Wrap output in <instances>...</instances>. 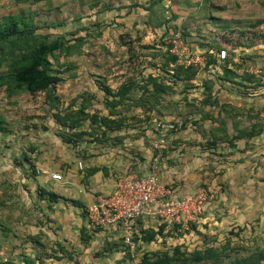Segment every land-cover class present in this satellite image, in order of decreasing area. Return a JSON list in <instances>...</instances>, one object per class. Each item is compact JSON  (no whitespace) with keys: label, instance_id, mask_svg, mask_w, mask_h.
I'll list each match as a JSON object with an SVG mask.
<instances>
[{"label":"rangeland","instance_id":"374dc122","mask_svg":"<svg viewBox=\"0 0 264 264\" xmlns=\"http://www.w3.org/2000/svg\"><path fill=\"white\" fill-rule=\"evenodd\" d=\"M71 3V0H0V18L7 14L30 16L39 32L49 33L52 38L59 37L67 45L64 49L55 50L50 57L52 68L60 78L55 89L57 100H49L43 92L35 95L21 92L7 97L3 90L0 91V115L5 118V129L0 131V264L49 263L45 257L51 254L48 250L51 238L44 232L48 221V217H44L48 200L39 199L35 190L43 189L45 194L50 191L38 185L35 187L36 182L29 176L32 171L36 173V159L40 152L47 159L55 161L77 146L76 143L73 145L65 142L64 136L58 132L60 127L55 123L53 113L58 111L63 114L86 104V111L90 113L108 114L111 110L103 103L106 97L104 87L115 91L121 83L134 79L140 85L147 84L148 89H152L149 76L164 75L165 80L168 78L163 61L169 54H175L174 51L182 54L180 62L192 57L198 58V66L202 67V57L215 53L219 47L227 49L228 59L231 58L232 64L240 66V73L247 68L249 73L259 79L258 84L252 86L253 89L249 88L252 92L248 91L253 97L249 102L252 106L247 111L250 118L247 123L242 120L241 124L249 126L261 122L263 132L259 138L254 135V147L248 151L247 156L238 158L239 152L233 154L236 159H242L240 165H249L251 185H237V190L231 188L235 196L241 195L246 200L241 206H236L237 210L243 208L245 214L247 211L250 214L235 218L233 222L227 223L226 219L221 225L213 224L216 219L220 220V208L213 203L217 192L222 195L225 189L230 191V188L229 184L220 181L218 176L222 173H219V167L211 163L210 159L202 164V169L197 167L196 171L186 175L192 179L190 182L197 181L196 186L204 188L211 195V201L203 214L196 221L190 222L187 228L179 227L178 230L166 228L157 218L138 219L132 228L133 233L150 229H160V233L147 244L133 241L135 248L132 252L128 251L129 258L131 253L138 261L143 253L163 251L174 245L191 250L202 246L204 240L212 241L215 245H225L229 239L228 247H234L237 256L248 255L258 248L264 249V0H136L129 6L123 5L122 0H106L101 5L97 3V6L100 5L98 8L87 7L89 4L75 7ZM135 5L138 9L132 8ZM158 22L161 24L158 25ZM176 34H183L185 38L182 35L181 41L173 47ZM218 66L222 67L223 63ZM202 68L187 89L182 82L172 84L176 92L172 95L163 94L161 106L150 112L142 111L131 102L127 106L126 101L117 105L114 115L123 119L124 125L117 132L109 133L111 138L107 143L116 142L117 145L113 146L115 151L117 147L122 149L123 138L124 143H129L132 138L144 132L151 130L154 133L151 125L158 118L174 122L175 129L169 132L168 138L173 135L180 144L193 140L192 136L186 134L188 130L196 129L193 121H198L203 129H209L213 122L208 121L210 125H204L205 121L198 120L202 112L195 110L196 107H205L201 103L202 97L206 96L203 83L211 77L208 69L204 66ZM213 81L215 85L210 98H218L215 109L220 104L230 108L233 105L228 103L230 99H236L235 94L244 92L243 87L238 88L235 84L230 89L225 86L217 90L218 83ZM140 93L139 89L129 92L135 98ZM158 108L160 112H156ZM244 109L247 110L246 107ZM222 117L226 118L225 133H228L231 124L227 121L229 114L224 113ZM80 128L89 129V122L84 120ZM84 137V141H98L95 136ZM168 138L164 147L168 145ZM203 141L208 148L212 147L211 141ZM178 148L183 149L180 146ZM152 152L153 148L150 160ZM24 155L31 157L32 166L22 164ZM159 162L161 165V158ZM135 167L127 168L138 172ZM115 173L116 177L123 173V169ZM208 179L214 180V187ZM173 183L177 185L179 181ZM168 185L173 187L171 183ZM22 188L27 191L26 194ZM207 212L211 220L207 222L206 232L202 233L196 222ZM111 232L115 237L111 242L122 240L118 230Z\"/></svg>","mask_w":264,"mask_h":264},{"label":"crops","instance_id":"0c3cea01","mask_svg":"<svg viewBox=\"0 0 264 264\" xmlns=\"http://www.w3.org/2000/svg\"><path fill=\"white\" fill-rule=\"evenodd\" d=\"M103 1L106 0H91L90 2L88 0H71V4L72 6L75 5V7L77 5L80 7L81 4L83 6L89 4L86 6L92 8L90 5L95 3L94 7L98 8ZM132 2H136V0H122V4L125 6H128ZM97 3H100V5L97 6ZM132 8L138 9L136 5ZM123 14L122 12V17ZM217 67L218 69H208L210 73L211 71L214 72V74L211 73L210 78L218 83L217 90L219 88H225V86L230 89L234 84L216 80L217 75L221 73L220 67ZM229 67L234 69L236 73H239L240 66L229 64ZM202 69L203 68L199 66L197 73H199L200 70L202 71ZM244 71L249 72L247 68ZM213 85H215L214 82ZM235 85L238 88H242L240 84ZM247 89L249 91V88ZM251 96L252 93L249 92L237 93L235 94L236 99H230L228 103L248 109L252 106V104L249 103L250 100L253 99ZM204 106L201 115L202 118L200 117L199 121H205L204 125H210V123L207 122L212 121L211 117L215 118L217 116L219 106L217 109H215V106H210L209 104ZM205 112H207V115H204ZM249 117L243 115L237 116L238 127H243L244 124H241L242 120L247 123ZM203 118L204 120H202ZM227 121L231 123L227 129V134L230 135V132L234 134L236 129L232 126V119L229 117ZM214 123L215 122H213V124ZM151 128H153L152 125ZM114 132H117V130ZM186 134L192 136L193 140L190 142L185 141L180 144L178 139H175L173 135L171 136L172 138L169 137L170 139L174 138L172 140L173 142L169 141L170 139L168 138V145L164 147L165 150L162 152L161 156V181L165 184L171 183L176 195L191 193L197 187L196 185L198 182H190L189 180L192 179L186 175H190L192 171H196L197 167L202 169V164L211 159L210 162L216 164V166L219 167V173H222L218 176L220 181L225 182L226 185L229 184L231 191L225 189L222 195L220 192H217L216 200H214L213 203H216L220 208V213L218 215L220 220L216 219L213 224L221 225L226 219L227 223H229L230 221H235V218H241L246 214L249 215L250 211H247L245 214L246 211H242L243 208H241L242 210H237L236 206L238 204H240L238 206H241V203H244L246 200H244L241 195L237 194V196H235V191L231 188L235 187L237 190L238 186L244 185L247 187L251 185L252 181H250L249 165L247 163L240 165L239 162H242V159H236L233 154L239 152L238 158L247 156L248 151L254 147V141L256 140L255 136L251 138L243 136L232 140V142L217 140L215 144H211L214 148H208L203 141V139L208 141L212 139L207 129L202 130V132L198 129L192 131L188 130ZM260 135L261 133L257 134V138L261 137ZM123 139L122 149L117 147L116 151L113 147L115 144L117 145L116 142L110 144L107 143V141L89 142L83 140L77 142V146L70 152L63 154L61 159H58L59 161H51L47 159L44 153L42 155L41 152L38 154L36 167L46 172L36 175V178L33 180L36 182L35 187H37V185L44 187L46 190L59 196L57 200L53 202L48 201L44 211V217H48L44 232L51 238L49 243L51 246H49L48 249L51 251V254L45 257L46 262L49 263L45 264H137V258L134 257L133 254L130 253L131 257L129 258L130 251L125 248L121 239H115L116 241L111 242L115 238L111 231L90 229L87 225V218L85 216L86 207L92 203L94 197L110 190L117 170L123 169L124 172L127 167L132 166L134 168V166H136L135 169L137 168V171L142 173L147 169L152 148L151 144L154 139L152 131L144 132L142 135L132 138L129 143H124ZM245 143L251 145L247 146ZM125 144L127 145L125 146ZM178 145L183 149L178 148ZM128 146H135L136 149H129ZM212 154L214 156H212ZM79 163L81 166H79ZM244 168H246L245 172H243ZM91 169L96 170L90 173ZM51 172L60 173L61 179H52L50 176ZM175 180L179 181L177 185L173 183ZM23 182H25V180H23ZM208 182L214 187V180L211 179L209 181L208 179ZM22 190L25 194L27 193L24 188H22ZM240 191L244 196L245 194H243L242 190ZM238 198L242 201H239ZM37 200L40 201L39 199ZM222 206L226 209H223ZM146 218L148 217H143V219ZM208 220L211 219L210 214L207 212L196 222L199 226L202 225L200 228L199 226L197 227L200 232H206L207 222H210ZM238 223L239 222H236V224ZM47 225L49 227H47ZM39 228L42 230L41 226H39Z\"/></svg>","mask_w":264,"mask_h":264},{"label":"trees","instance_id":"16d2710c","mask_svg":"<svg viewBox=\"0 0 264 264\" xmlns=\"http://www.w3.org/2000/svg\"><path fill=\"white\" fill-rule=\"evenodd\" d=\"M35 1L40 0H32V2ZM153 2L154 1H152V3ZM90 6H92V4ZM146 9H151V7ZM201 9H203V4ZM160 24L161 22H158V25ZM66 47L67 45L61 38H52L49 33L39 32L38 26L34 24L30 16H19L15 14L2 16L0 18V91L3 90L7 97H11L21 92H28L30 95L43 92L49 100H57V98H55V89L60 78L52 68L50 57L55 50L64 49ZM220 49H225L227 53L226 48L219 47L215 53L204 55L202 60L204 68H212L211 70L218 69V64L223 63V66L220 67L222 69H220L221 73L217 75L216 80L232 84H240L242 85L244 92H248L247 88L254 87L258 84L259 79H257L252 73L244 70L241 73H236L234 69L229 67V64H232V60L231 58L229 60L227 55V58L225 57L220 60L218 57V51ZM178 59L179 57L177 54H169L167 58L164 59L163 67L166 69L165 74L168 76V78H166L167 80H165L164 75H162V77L149 76L148 81L151 84L152 89H148L147 84L140 85V83L134 79L132 81L121 83L115 91L108 87H104L103 93L106 97L103 103L111 110L108 114L98 115L96 113H90L86 111V104H81L76 110L68 111L63 114L56 111L53 115L55 123L60 127L58 132L64 136L63 138L66 143L73 145L74 143L77 144V142L84 140L85 135L95 136V140H98L97 142L110 140L111 137L109 133L123 128L124 125L123 119L114 115V108L117 105L121 103L123 104L124 101H126V106L133 103L141 108L142 111L150 112L156 107L161 106V99L164 95H172L176 92V89L172 84L182 82L186 85V89L187 87H190V83L199 70L198 63L187 64L185 62H179ZM211 73L214 74L212 71ZM213 82L212 78H210L203 83L206 89V96L202 97L201 103L204 105L209 104L210 106H214L218 104L217 99L210 98L212 97ZM133 89H139L141 91L138 98L129 94ZM249 91L251 92L250 89ZM196 108V111L203 113L202 107ZM247 111H249V108L245 110L236 105H231L230 108H228L225 104H220L217 116L215 118L211 117V122H215V125L211 124L209 129H207L212 137V139H210V144H215L217 140L232 142V140L243 136L251 138L254 135L263 132L261 122L251 123V125L243 126L241 128L238 127L237 116L243 115L249 117L250 114ZM156 112H160V108L156 109ZM224 113L229 114V117L232 119V126L236 129L232 136L225 133L226 118L222 117V114ZM204 115H207V112H205ZM84 120L89 122V129L80 128ZM169 121L174 123L171 120ZM193 122L194 125H196V129L200 132L204 130L198 121ZM4 124L5 118L0 115V131H4ZM155 133L156 132L154 131V136ZM153 151L154 152L151 154L152 156L156 154L157 149L153 148ZM30 158L31 157L28 155H24L23 160H21L22 164L24 163V165L29 164L32 166V160ZM35 169L36 173H41L39 171L37 172L38 167L35 166ZM95 170L96 169H91L90 173ZM36 173L35 171H32L29 176L31 180L36 178ZM35 191H37L40 196L39 199H47L50 202L57 200L59 197L53 192H49L47 195L43 189L36 188ZM175 229L178 230V227H175ZM159 233L160 229H150L145 232L133 233L132 238L136 243L147 244L150 243L155 236L159 235ZM228 240L225 245H215L212 241L204 240L205 242L202 246L195 247L191 250L182 248L181 245H174L163 251L143 253L137 264H261L262 261H264V249L258 248L250 252L248 255L237 256L234 254L235 248L228 247L230 243ZM227 249L229 251H227Z\"/></svg>","mask_w":264,"mask_h":264},{"label":"built area","instance_id":"2783aa9c","mask_svg":"<svg viewBox=\"0 0 264 264\" xmlns=\"http://www.w3.org/2000/svg\"><path fill=\"white\" fill-rule=\"evenodd\" d=\"M176 37L173 47L181 41L179 34H176ZM174 53L178 55L180 62L183 55L176 51ZM226 55L225 49L218 51L220 60ZM197 60L198 58L192 57L185 60V63L196 64L199 63ZM174 128V123L169 120H154L153 130L156 132V138L152 146L157 152L151 157L147 170L139 173L127 168L115 177L110 190L96 195L86 209L90 229L118 230L130 252L135 248L132 228L138 219L152 217L157 218L166 228H187L190 222L196 221L203 214L211 201V195L202 187H197L188 194L176 195L172 186L161 181L159 159L168 134ZM38 171L46 172L39 168ZM50 176L52 179H61L60 173L57 172H51Z\"/></svg>","mask_w":264,"mask_h":264}]
</instances>
